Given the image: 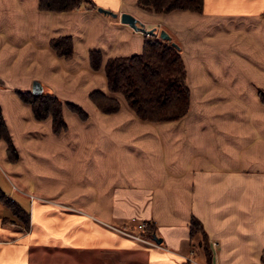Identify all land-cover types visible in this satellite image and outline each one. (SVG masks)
<instances>
[{"label": "crops", "instance_id": "0c3cea01", "mask_svg": "<svg viewBox=\"0 0 264 264\" xmlns=\"http://www.w3.org/2000/svg\"><path fill=\"white\" fill-rule=\"evenodd\" d=\"M90 1L51 10L0 0V109L18 155L0 138V190L19 212L0 199V264H208L192 249L193 216L210 264H264V0L167 12ZM122 12L154 32L122 22ZM57 37L70 38V57L50 45ZM150 37L175 43L183 60L189 106L175 120L140 119L108 88L107 59L140 53ZM35 81L62 102L57 133L18 94ZM93 90L118 110L101 111ZM137 222L153 223L161 241L132 238Z\"/></svg>", "mask_w": 264, "mask_h": 264}, {"label": "trees", "instance_id": "16d2710c", "mask_svg": "<svg viewBox=\"0 0 264 264\" xmlns=\"http://www.w3.org/2000/svg\"><path fill=\"white\" fill-rule=\"evenodd\" d=\"M90 0H39L40 9L66 10L80 7ZM140 5L146 6L156 12H167L182 8L194 11L202 9L203 0H138ZM50 45L59 55L70 57L72 44L69 37H57L50 40ZM90 65L97 69L101 64L100 53L97 50L89 52ZM108 88L111 92L123 95L128 106L143 120L164 121L175 120L182 117L188 110L189 90L185 82V70L182 57L178 49L171 42L157 38H146L140 53L128 56H115L107 59L104 65ZM20 98L31 105L34 117L43 119L50 115L52 130L59 132L65 127L62 117V102L54 94L47 92L18 91ZM264 102V91L259 92ZM90 99L104 112H114L119 108L118 100L100 90L89 93ZM70 106L84 117L86 113L75 104ZM0 138L6 141L7 155L16 160L18 155L12 143L0 109ZM0 199L18 212L17 206L6 198L0 190ZM141 235L146 238L155 236V225L145 222ZM199 230L205 237L204 254L210 264L211 249L207 234L202 223L196 217L189 222L190 237Z\"/></svg>", "mask_w": 264, "mask_h": 264}, {"label": "water", "instance_id": "95a60500", "mask_svg": "<svg viewBox=\"0 0 264 264\" xmlns=\"http://www.w3.org/2000/svg\"><path fill=\"white\" fill-rule=\"evenodd\" d=\"M98 10L103 11V12H108V13H110V14H112V15H115L114 12L109 11V10H106V9H104V8H101V7H99ZM120 20H121L122 22H124V23L129 24L131 27H133V28L136 29V30H142V31H145V32H147V33H149V34H152V33L154 32L153 29H144L142 23H140V22L138 21V19H137L135 16L131 15L130 13H127V12H122V13H120ZM159 36H160L161 38H163V39H166V40H169V39H170L169 34H168L164 29L160 30V32H159ZM171 43H172L173 45H175V43H173V42H171ZM175 46H176V45H175ZM31 91H32V92H41V91H42V88H41L40 84H39L37 81H35V82L33 83V85H32V90H31ZM153 239H154L157 243H159V242L161 241V238H160V237H157V236H153Z\"/></svg>", "mask_w": 264, "mask_h": 264}, {"label": "rangeland", "instance_id": "374dc122", "mask_svg": "<svg viewBox=\"0 0 264 264\" xmlns=\"http://www.w3.org/2000/svg\"><path fill=\"white\" fill-rule=\"evenodd\" d=\"M17 213H19V212H17ZM136 226H137V224H135L134 231L138 230V227L136 228ZM127 233H129L132 236V238H135V239L137 238V240L140 239V240L145 241V242L146 241H150L149 238H146L145 236H143V235H141L139 233L138 234L137 233H133V232H127ZM192 238H193V240H192V247L193 248L192 249L194 250V252H196V254H197L198 251L199 252L201 251V253L204 255L203 248H204V244H205V240H206L205 237L202 235V233L199 230H196V228H195V232L192 235ZM195 257H196V255H195Z\"/></svg>", "mask_w": 264, "mask_h": 264}, {"label": "built area", "instance_id": "2783aa9c", "mask_svg": "<svg viewBox=\"0 0 264 264\" xmlns=\"http://www.w3.org/2000/svg\"><path fill=\"white\" fill-rule=\"evenodd\" d=\"M144 226H145V223H143V222H141V223L138 224V227H139L141 230L144 228Z\"/></svg>", "mask_w": 264, "mask_h": 264}]
</instances>
